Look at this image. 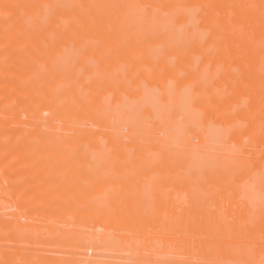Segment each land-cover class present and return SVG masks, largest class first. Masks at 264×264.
Returning <instances> with one entry per match:
<instances>
[{"label": "rangeland", "instance_id": "1", "mask_svg": "<svg viewBox=\"0 0 264 264\" xmlns=\"http://www.w3.org/2000/svg\"><path fill=\"white\" fill-rule=\"evenodd\" d=\"M86 1L0 0V264H264V39L259 22L242 23L251 0H210L208 12L197 0ZM121 5L134 44L98 34L96 14ZM179 8L196 9L193 34ZM178 21V37L163 40ZM146 96L156 111H191L190 123L176 117L186 132L172 171ZM192 149L227 177L197 207L181 169ZM137 210L150 220L134 223Z\"/></svg>", "mask_w": 264, "mask_h": 264}, {"label": "bare ground", "instance_id": "2", "mask_svg": "<svg viewBox=\"0 0 264 264\" xmlns=\"http://www.w3.org/2000/svg\"><path fill=\"white\" fill-rule=\"evenodd\" d=\"M100 1H102V0H87L86 2H85V5L86 6H89V5H93V4H95V3H98V2H100ZM174 1V0H173ZM177 1V0H176ZM192 1H194V0H191L190 2H192ZM200 1V2H199ZM204 1H205V3H204ZM197 0V1H195L196 3L197 2H199V3H197V4H200V3H202L203 2V4H202V7L204 8V10L205 11H209L210 10V7H211V4L209 3L210 2V0ZM220 1V0H219ZM218 1V2H219ZM233 1H235V0H233ZM242 1V0H241ZM244 1H248V0H244ZM217 2V3H218ZM239 2H240V0H239ZM8 3V2H7ZM193 3V2H192ZM195 3V4H196ZM220 3V2H219ZM237 3V2H236ZM195 4H192L193 5V7L195 6ZM235 4V3H234ZM246 4V3H245ZM244 3L242 4L241 3V7L239 6V7H237L236 8V10L237 9H239L238 11H240L241 10V8H242V10L244 9V7H245V10L248 12V10L251 12V13H253V14H250V16L248 17V19H247V17L244 19V21L242 22L243 24H244V26H245V31H247V32H250L249 31V28H251V31H252V29H254L255 28V30L258 32V35H257V40L258 39H260V38H263L264 39V37H263V35H264V0H251V1H248L247 2V6H249V7H246V6H244V7H242V5H245ZM255 4H260L259 6H260V8H255V12L256 13H254L253 11H254V8H251L252 6L254 7V5ZM201 5V4H200ZM206 5V6H205ZM209 5V6H208ZM214 5V4H213ZM212 5V6H213ZM205 6V7H204ZM209 8H208V7ZM171 7V6H170ZM176 7V6H175ZM196 7V6H195ZM194 7V8H195ZM224 7V6H223ZM123 8H124V6H119V7H115V8H113V7H106V8H104V7H102V10H100V12H98L99 10H97L96 11V13L98 12V14H96L97 15V17H96V15L95 14H93L92 16H93V19L92 20H94V18H95V20H100L101 18H102V23H103V25L101 26V28H100V25H99V29H98V31H99V35L100 34H106V35H110V39H114L115 40V42L117 41H120V42H123L122 40H124L125 42H128V43H130V44H134V43H136L138 40H139V35H136V34H133V33H131V31H129V29L128 28H130L129 27V25H128V23L127 24H125L124 23V18H123V16H122V14H123ZM182 8V7H181ZM208 8V9H207ZM221 8V7H220ZM172 9V8H171ZM189 9V8H188ZM200 8H198V10H199ZM257 9V10H256ZM185 10H187V9H182V10H180V8H179V11L177 10V14H176V16H177V18L179 19V20H181V19H186V20H191L190 19V17H192L193 16V14H194V10H196V9H193L192 10V8L191 9H189V10H187V12L189 11V14L188 13H186V11ZM228 10V9H227ZM226 10V11H227ZM234 10V9H233ZM201 10H199V12H200ZM213 11V10H212ZM192 12V13H191ZM259 12V13H258ZM95 13V12H94ZM100 13V14H99ZM201 13V12H200ZM203 13H205V12H203ZM260 13H263L261 16H260ZM189 16H188V15ZM214 15L216 14L215 12L213 13ZM254 14H256V15H258L257 17L258 18H256L255 17V22H256V24H255V22H254V19H253V17L254 16H256V15H254ZM98 15H100V17L98 16ZM212 15V14H211ZM210 15V16H211ZM254 15V16H253ZM91 16V17H92ZM95 16V17H94ZM206 16H207V14H206ZM98 17H99V19H98ZM189 19H188V18ZM208 17V16H207ZM252 17V18H251ZM209 19V18H208ZM215 19V18H214ZM214 19H212L213 21H215ZM253 19V20H252ZM62 20H64V21H66L64 18L62 19ZM86 20V19H85ZM55 21H56V26H57V24H64V21H61L58 17H56L55 18ZM188 21V22H189ZM89 23H91V20L90 21H88ZM100 22H101V20H100ZM152 22H155V20H152ZM259 22V24H258V26H256V27H254L255 25H257V23ZM86 23V22H85ZM89 23L87 24V26H89ZM101 23V24H102ZM262 23V24H261ZM86 24L84 25L83 24V26H84V28L82 29V31L84 30V29H86L85 27H87L86 26ZM91 25V24H90ZM52 26V25H51ZM54 26H55V24L53 25V28H54ZM261 26V27H260ZM57 27H60L59 25L57 26ZM254 27V28H253ZM180 28L182 29V26H181V23L178 21V22H175V24L173 23L172 25H170V26H167L166 28H164L163 30H161L160 32H159V35L160 36H162L163 37V40H168V39H171V38H176V37H178V35H179V33H180ZM186 28L193 34L194 33V20H191V22H190V24H188V26H186ZM261 29V30H260ZM53 31H54V29H53ZM57 31V30H56ZM101 31V32H100ZM254 31V30H253ZM85 32V31H84ZM84 32H82V33H84ZM88 32V31H87ZM106 32V33H105ZM108 32V33H107ZM262 32V33H261ZM57 33H59V31H57ZM259 33H261V35L259 36ZM55 34V33H54ZM85 34H87L86 32H85ZM50 35V34H49ZM56 35V34H55ZM59 36V35H58ZM52 37V36H51ZM50 37V38H51ZM60 37H61V35H60ZM56 38V37H55ZM31 39V38H30ZM30 39H29V42H30ZM33 40V39H32ZM35 40H37V39H34L33 40V42H36V44H37V41H35ZM59 39H57V41H58ZM111 40V41H112ZM114 40H113V44H114ZM261 40V39H260ZM27 41H28V39H27ZM48 41H49V44L51 43V40H49V38H48ZM110 41V40H109ZM32 42V43H33ZM54 42L56 43V46H58V45H62L61 44V42H63V40H62V37H61V42H60V40H59V43L60 44H57L58 42H56L55 40H54ZM32 43H31V45H32ZM42 43V42H41ZM39 44V43H38ZM54 44V43H53ZM260 44H262V46L260 47V49H262V47H264L263 45H264V43H260ZM40 45V44H39ZM54 46V45H53ZM263 50H264V48H263ZM65 52V51H64ZM63 52V53H64ZM66 56H68L66 53H64ZM257 54V53H256ZM259 54L260 55H264V53H263V51H259ZM63 55V54H62ZM259 55V56H260ZM257 56H258V54H257ZM259 56H258V61L256 60L254 63H259L260 61V59H259ZM64 57V56H63ZM262 57V56H261ZM66 58V57H65ZM69 58V57H68ZM65 61H66V59H65ZM263 61V60H262ZM262 63H264V61L262 62ZM69 63H66L65 65L67 66ZM259 65H261V63L259 64ZM65 66V67H66ZM262 66H263V68H264V65L262 64ZM252 67H254V69H256L255 68V66H252ZM252 69V68H251ZM254 69H252L253 70V72H254ZM57 71V70H56ZM264 71V70H263ZM262 71V74H264V72ZM253 72L251 71V74H253ZM257 72V71H256ZM261 72V71H260ZM261 74V73H260ZM56 75V74H55ZM54 75V76H55ZM257 75V74H256ZM60 76V75H59ZM61 76H62V74H61ZM64 76L65 75H63V79H64ZM255 76V75H254ZM262 76V75H261ZM56 78H58L57 76H56ZM61 79H62V77H61ZM61 85V84H60ZM64 85H66V84H64ZM54 88V87H53ZM57 88H59L60 90L59 91H56L57 93H61V89L62 88H64L63 86H61V87H57ZM66 89V88H65ZM58 90V89H57ZM63 90V89H62ZM50 91V90H49ZM48 91V92H49ZM53 91V90H52ZM51 91V93L53 94L54 92H52ZM51 93H48V94H51ZM52 94L50 95V96H52ZM55 96H57V95H55ZM210 97H212V96H210ZM53 98H54V96H53ZM148 98H150L149 96H148ZM147 98V96L145 97V102L143 103V105H144V107H146V108H148L149 109V111H150V115H151V118H152V122L153 123H156V124H158V126H159V132L161 133L160 135H161V139H163V140H165L164 142V144H163V146L161 147V149H162V151L164 152L163 153V155L165 156V160H164V164L166 165L168 162H167V156L168 157H171V155L172 154H170L169 152H175L176 151V148L174 147V144H177L178 143V141L179 140H181V139H184V133L186 132V130H184V127L182 126V122L183 121H185V120H187V122L188 123H190L189 122V118H190V114H191V111H189V110H187V114H185L184 112H183V108L181 107V105L180 104H178L177 102H173V103H171V102H169L166 106H165V110L164 111H161V112H159V111H156L155 110V108L152 106V104H151V102H149V99ZM59 99H60V96H59ZM54 100H55V102H56V99L54 98ZM131 101V100H130ZM59 103V102H58ZM131 103H132V101H131ZM261 103V102H260ZM54 105H55V103H54ZM57 105V104H56ZM123 105L124 106H126V107H130L131 105H130V103L129 104H127V103H125V102H123ZM261 105H262V103H261ZM122 108H125V107H122ZM124 109H122V111H123ZM52 114H53V112H52ZM49 115V114H48ZM51 115V114H50ZM178 116H181L182 118H183V120H182V122H178L179 120L178 119H176V117H178ZM188 117V118H187ZM78 118H80L79 116H78ZM77 120V119H76ZM178 120V121H177ZM78 121V123H80L79 122V120H77ZM76 121V122H77ZM81 121H82V119H81ZM147 121H149V120H146V122ZM73 122V121H72ZM69 125V124H68ZM137 125H138V129H137V131H138V133H140L141 132V127H144V126H146L144 123H142L141 121H139V122H137ZM206 128H208L209 129V127L207 126ZM207 129V130H208ZM210 130H213L214 132H216V130L215 129H210ZM219 130H217V132H218ZM64 141V140H63ZM62 141V142H63ZM167 141V142H166ZM60 143V142H59ZM62 145V144H61ZM62 147H63V145H62ZM61 149V148H60ZM57 150H59V148H57L56 149V151ZM66 150V149H65ZM64 150V151H65ZM83 150H84V152L83 153H86V151H85V149L83 148ZM89 150V149H88ZM88 150H87V152H88ZM63 151V150H62ZM75 152H77V151H75ZM184 153H185V151H184ZM87 154V153H86ZM88 154H91V151H89V153ZM92 155V154H91ZM90 155V156H91ZM76 156H78V155H76ZM82 156V155H81ZM81 156H79V157H81ZM86 157H88L87 155H86ZM85 157V158H86ZM81 158H83V156L81 157ZM81 158H76L77 160H76V162L77 161H79ZM85 158L84 159H81L80 161H81V164L79 163V166L81 167V165H87L88 164V162L86 161L85 162ZM185 158H186V160L188 161V163H189V165H188V167L187 168H181L182 170H183V174L185 173V178H186V180H187V187L191 190V191H193V193H194V196H195V200H196V202H195V207H197V206H200V204H202V200H203V198H204V195H206V196H211V195H213V192H214V187H216V186H218V187H220V186H222L224 183H227V177H226V175H225V173H223V172H221V171H223L222 170V168H220V167H217V166H214V163L213 162H211V160H210V156L207 154V153H204V152H202V151H196V150H190V151H188L187 153H185ZM71 159V158H70ZM75 159V158H74ZM79 159V160H78ZM71 160H73V159H71ZM70 160V161H71ZM83 161H84V163H83ZM72 162V161H71ZM75 162V161H74ZM100 161H98L97 163H99ZM225 163H227V162H223V165H224V167L226 166V164ZM72 164L73 163H71V164H69V165H71L72 166ZM74 165H76V166H78V164H74ZM73 165V166H74ZM75 166V167H76ZM67 167H69V166H67ZM71 168V167H70ZM84 168V167H83ZM167 168H168V170L169 171H172V166H171V162H169L168 163V166H167ZM166 172V173H165ZM163 173H165V177H169V178H171L172 179V177H170L171 175L170 174H168V171H166V170H164V172ZM178 174V173H177ZM183 176V175H182ZM164 177V178H165ZM165 181L167 180V179H164ZM164 180H161L163 183H164ZM178 180V179H177ZM179 181V180H178ZM165 184V183H164ZM171 183H167L166 182V184L165 185H170ZM217 187V188H218ZM139 194V193H138ZM138 194H136L137 196H138ZM136 195H134V197H136ZM141 195V194H140ZM128 197V196H127ZM130 197V196H129ZM128 197V198H129ZM126 197H124V199H125ZM136 198H144V197H136ZM129 199H131V198H129ZM129 199H127V200H129ZM135 199V198H134ZM126 200V199H125ZM125 201V203H127V202H129V201ZM131 200H133V198L131 199ZM130 200V201H131ZM136 200V199H135ZM140 200V199H139ZM138 200V201H139ZM137 201V202H138ZM142 201V200H141ZM144 201H145V199H144ZM135 202V201H134ZM134 202H132V204L134 203ZM147 202V201H146ZM147 203H149V202H147ZM135 204H137V203H135ZM134 204V205H135ZM141 204V203H140ZM144 204H146L145 202H144ZM144 204H141V205H144ZM134 205H132V207L134 206ZM140 205V206H141ZM139 206V207H140ZM131 207V208H132ZM135 207V206H134ZM143 207V211L142 212H139V213H143L144 211H145V213H144V215H146L147 213H151V210L148 208V212H146V210H145V205L144 206H142ZM142 207H141V209H142ZM149 207V206H148ZM138 208V207H137ZM147 208V207H146ZM136 209V208H135ZM134 209V210H135ZM132 211V210H131ZM260 211V210H259ZM259 211H257L256 213H258ZM261 212V211H260ZM259 212V213H260ZM134 212H131L128 216H130L131 214L133 215V220L135 219V216L137 217V220H138V217L140 216V219H142V218H145L144 217V215H143V217H141V215H139V213H138V210H137V213H134ZM150 213H149V215H150ZM153 213H154V211H153ZM255 213V214H256ZM258 213V218L261 216V213L259 214ZM109 214V219L113 216V218H112V220L114 219V215H112L111 217H110V213H108ZM137 214V215H136ZM119 216V215H118ZM151 216V215H150ZM150 216H148L147 215V218L150 220ZM152 216H153V214H152ZM108 217V216H107ZM120 217V216H119ZM249 217V216H248ZM251 217H253V215H251ZM116 218V217H115ZM118 218V217H117ZM116 218V219H117ZM131 218H132V216H131ZM131 218H129V220H131ZM147 218H145V219H147ZM168 218H169V216H168ZM177 218V217H176ZM183 218V217H182ZM254 218V217H253ZM257 217H256V219L254 218V220L255 221H257V220H259ZM152 219V218H151ZM156 219V218H155ZM184 219V218H183ZM249 219V218H248ZM247 219V220H248ZM251 219V218H250ZM262 219V218H261ZM133 220H132V222H133ZM153 220H154V216H153ZM243 220V219H242ZM245 220V219H244ZM244 220H243V222H244ZM253 220V219H252ZM253 220V221H254ZM148 221V220H147ZM152 221V220H151ZM174 221V220H173ZM184 221V220H183ZM182 221V222H183ZM255 221H254V223H255ZM114 222H115V219H114ZM138 222V221H137ZM137 222H136V224H137ZM144 222H146V220H144ZM143 222V223H144ZM246 222V221H245ZM244 222V223H245ZM116 223V222H115ZM114 223V224H115ZM134 223H135V220H134ZM142 223V222H141ZM178 223H179V221H178ZM256 223H259V222H256ZM263 221H262V224H261V226H264L263 225ZM114 224H113V226H114ZM136 224H135V226H136ZM183 224L181 223L180 224V226H182ZM250 225V224H249ZM112 226V227H113ZM116 226V225H115ZM140 224L138 225V228H139V230H137V232L138 231H140V233H141V230H140ZM254 226V224H252V227ZM257 226V225H256ZM255 226V227H256ZM260 226V227H261ZM143 227V226H142ZM248 227V226H247ZM246 228V227H245ZM254 228V227H253ZM144 230H146L145 228H143ZM243 229H244V227H243ZM247 229V228H246ZM246 229H244V230H246ZM256 229V228H255ZM251 230H252V228H251ZM106 232V231H105ZM130 232V230L128 231V233ZM143 232V231H142ZM239 232V231H238ZM259 233L260 231H256V233ZM262 232V231H261ZM260 232V233H261ZM139 233V232H138ZM241 233H242V231H241ZM255 233V232H254ZM101 234V233H100ZM120 233H118V235H119ZM133 234H135V233H133ZM237 234H240V232L239 233H237ZM113 235V234H112ZM125 235V234H124ZM138 235V234H137ZM243 236L245 235L246 236V238H247V235L248 236H250L249 234H247V233H243L242 234ZM252 235H254L253 233H252ZM107 236V235H106ZM114 236V235H113ZM126 236V235H125ZM135 236V235H134ZM133 236V237H134ZM244 236V237H245ZM97 237H98V235H97ZM96 237V238H97ZM129 237V236H128ZM135 238V237H134ZM141 238V237H140ZM143 238H144V236H143ZM99 239V238H98ZM106 239V238H105ZM111 239V238H110ZM133 239V238H132ZM113 241H114V239H112ZM116 240V239H115ZM120 240V239H119ZM100 241V240H99ZM108 241H110L109 239H108ZM122 241V240H121ZM175 241H177V240H175ZM102 243H103V241H101ZM95 243V242H94ZM93 243V245L94 246H96V247H98L99 245H95ZM104 243H105V241H104ZM110 243H112V241H110ZM117 242L115 241V244H116ZM101 244V243H100ZM106 245L108 244V243H105ZM114 244V245H115ZM245 244H247V243H245ZM101 246H103V245H101ZM101 246H99V247H101ZM110 246V245H109ZM112 246V245H111ZM119 246V245H118ZM255 246V245H254ZM253 246V247H254ZM104 247V246H103ZM113 247V246H112ZM111 247V248H112ZM244 247V246H243ZM242 247V248H243ZM252 247V248H253ZM257 247V246H256ZM260 247V246H259ZM178 249V248H177ZM241 249V248H240ZM259 251V250H258ZM106 252V251H105ZM111 252V251H110ZM113 252V251H112ZM111 252V253H112ZM247 252H249L248 250H247ZM110 253V254H111ZM114 253V252H113ZM111 256V255H110ZM179 256H181V255H179ZM178 256V257H179ZM250 258V257H249ZM91 259V258H90ZM90 259H88V261L89 262H91L90 261ZM105 259V258H104ZM109 259H111V258H107L106 260H109ZM116 259V258H115ZM118 259V258H117ZM121 259V258H120ZM115 260L114 262L116 263V261H120L121 262V260ZM251 259V258H250ZM249 259V260H250ZM85 260V259H84ZM113 260V259H112ZM172 260H174L173 258H172ZM87 261V262H88ZM100 261L101 260H99V262L98 261H96L98 264H101L100 263ZM180 261V260H179ZM87 262H85V263H87ZM102 262V261H101ZM113 262V263H114ZM129 262V261H128ZM144 262V261H143ZM96 263V264H97ZM121 263H123V259H122V262ZM124 263H125V260H124ZM123 263V264H124ZM180 263V262H179ZM178 263V264H179ZM120 264V263H119ZM128 264V263H127ZM130 264H131V262H130ZM140 264H143V263H140ZM173 264H176L175 263V261H174V263Z\"/></svg>", "mask_w": 264, "mask_h": 264}]
</instances>
